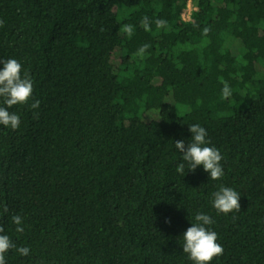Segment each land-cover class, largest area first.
Masks as SVG:
<instances>
[{
	"label": "trees",
	"instance_id": "obj_1",
	"mask_svg": "<svg viewBox=\"0 0 264 264\" xmlns=\"http://www.w3.org/2000/svg\"><path fill=\"white\" fill-rule=\"evenodd\" d=\"M193 1L184 20L189 0H0V69L17 59L33 81L8 109L19 128L0 125L2 234L30 249L6 264H195L183 234L198 213L224 248L211 264H264V0ZM192 124L220 180L176 171ZM220 185L240 212L213 207Z\"/></svg>",
	"mask_w": 264,
	"mask_h": 264
},
{
	"label": "clouds",
	"instance_id": "obj_2",
	"mask_svg": "<svg viewBox=\"0 0 264 264\" xmlns=\"http://www.w3.org/2000/svg\"><path fill=\"white\" fill-rule=\"evenodd\" d=\"M3 23V21H0V26ZM155 23L157 27H162L166 24V21L157 19ZM142 26L145 30H149L148 17L143 18ZM122 31L131 36L133 34V26L124 25ZM148 47V44L143 45L137 54L143 55ZM2 62L3 68L0 69V97L3 98V103L7 107L0 106V125L15 130L19 128L21 118L8 109L14 105L26 104L30 101L33 94V81L27 71H23L22 74V64L17 59L12 58ZM230 95L231 90L225 83L222 89V96L227 98ZM40 103L39 100H35L30 104V107L38 109ZM34 115L38 116V113H34ZM189 130L192 133L190 143L185 144L183 140L175 142V147L182 153V162L178 163L176 171L181 175H185L186 167L194 172L198 166L203 165L204 170L210 173V179L220 180L224 176L221 152L217 148L209 146L211 142L206 139L208 133L204 127L199 124H192ZM212 197L213 207L218 212L223 214H229L234 210L240 212L241 195L233 188L220 185L219 190L214 192ZM0 207L3 208L4 213L8 211L6 205H0ZM11 219L17 225L16 232L22 233L24 231L22 226L23 218L20 215H13ZM166 222L171 223L170 219ZM213 223L214 220L210 215L198 213L195 216V222H192V226L183 234V251L188 254L189 259L194 261L195 264H211L214 257L223 254L224 248L217 242L218 234L208 227ZM4 232V227L0 225V264H6V254L10 250L17 251L21 256L30 254L29 248H17L8 235L2 234Z\"/></svg>",
	"mask_w": 264,
	"mask_h": 264
},
{
	"label": "built area",
	"instance_id": "obj_3",
	"mask_svg": "<svg viewBox=\"0 0 264 264\" xmlns=\"http://www.w3.org/2000/svg\"><path fill=\"white\" fill-rule=\"evenodd\" d=\"M195 4L193 0H189L187 7L182 11V18L184 20H190Z\"/></svg>",
	"mask_w": 264,
	"mask_h": 264
}]
</instances>
